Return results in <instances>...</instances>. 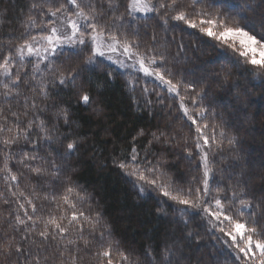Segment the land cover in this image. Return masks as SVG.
Here are the masks:
<instances>
[{
	"label": "trees",
	"instance_id": "16d2710c",
	"mask_svg": "<svg viewBox=\"0 0 264 264\" xmlns=\"http://www.w3.org/2000/svg\"><path fill=\"white\" fill-rule=\"evenodd\" d=\"M33 2L43 4L44 12L49 6L57 5V0H0V54L14 50L15 45L22 42V33L39 35L47 31L41 22L53 18L41 15L39 9L33 10ZM92 2L98 10L103 9L102 22L115 25L113 31L119 30L134 40L141 52L154 50L164 54V67L170 69L176 79L194 83L198 89L204 88L206 98L201 103L208 109L206 122L215 124L217 133L225 132L222 143L218 137L219 147L213 145L208 153L212 194L219 190L222 196L231 199L232 190H236L251 201L253 216L264 218V206H256L264 201V74L246 71L243 66L235 67L229 62L230 51L214 47L215 42L202 37L196 29L175 21L164 25L155 14L129 16L128 0H116L119 8L111 10L107 0ZM247 2L240 0L242 5ZM252 7L260 12L261 0H254ZM30 14L35 17L37 27L29 24ZM247 15L259 23L253 13ZM119 16L124 19H110ZM59 51L62 54L53 58L57 61L53 67L77 69L79 75L74 84L60 85L58 73L45 71L37 75L36 81L21 83L20 96L13 97L11 104H4L0 95V107L21 113L19 123L35 120L38 124L43 120L52 136L50 141L39 139V129L34 125L30 140L36 142L35 147L23 139L12 146L9 167L18 180L15 183L6 180L5 174L0 172V238L15 237L10 242L20 243L22 236L29 235L26 247L39 254L41 264H59L56 242H42L36 232L43 229V219L60 215L58 197L70 184L84 196L77 207L94 218L99 214L100 220L95 232L85 226L87 247L83 240L69 246L79 248L78 264H98L96 253L101 250V243L128 255L131 264H159L165 258L166 249L171 253L168 259L172 264H232L234 257L228 250H221L223 246L213 237L199 209L189 208L182 213L183 206L148 185L141 193L137 187L140 182L125 175L114 164L119 160L130 161L131 149L135 147L142 166L148 162L156 165L164 180L174 188L202 187L198 183L203 177V166L195 148V126L180 111L179 98L168 94L158 81L138 70H122L102 58H97V64L86 65L83 57L72 55L76 49ZM23 72L30 73L31 65ZM41 83L47 84V99L38 95ZM84 93L90 97L87 104L80 99ZM33 97L38 107L29 110L27 116L22 115L25 98L31 104ZM185 103L191 107L190 100ZM61 111H67V123L57 116ZM6 115L11 125L15 117L7 112ZM233 138L235 143L229 144L228 140ZM72 140L77 142V150L68 158L60 159L67 142ZM22 151L38 155L40 159L26 163L48 172L37 176L18 163ZM52 161L56 162L58 175L49 174ZM2 167L3 155H0ZM20 191L33 199L37 206L35 217L41 220L30 234V221L27 227L16 225L15 221L18 211L26 219L16 202L19 199L24 203L23 197L18 195ZM13 192L17 195L13 196ZM53 194L57 196L56 202L51 199ZM45 195L49 198L44 199ZM5 199L9 203L5 204ZM27 210L31 214V209ZM10 225L21 230L17 232ZM102 231L103 242L100 241ZM77 235L70 233L72 239ZM112 255L116 264L120 257L116 251ZM45 256H48L47 261ZM64 259H69L67 253ZM0 264H18L17 255L13 253L7 259L0 256Z\"/></svg>",
	"mask_w": 264,
	"mask_h": 264
},
{
	"label": "snow or ice",
	"instance_id": "6c2138e0",
	"mask_svg": "<svg viewBox=\"0 0 264 264\" xmlns=\"http://www.w3.org/2000/svg\"><path fill=\"white\" fill-rule=\"evenodd\" d=\"M253 2L254 0H248L242 5L240 0H223V2L222 0H128L126 12L133 18L136 13L145 16L155 14L160 17L164 25L175 21L177 24L186 25L189 29H196L202 37L215 42L214 47H219L224 52L230 51L232 59L229 62L235 67L243 66L246 71L264 74V0H261L262 10L260 12L254 11ZM107 3L109 10L119 8L116 0H107ZM69 5L71 8L68 7ZM31 8L39 9L41 15L50 16L53 19L46 23L41 22L47 31H42L39 35L22 33V42L16 44L14 50L0 54V90H2L0 95L3 97V103L11 104L13 97L20 96L21 83L36 81L37 75H42L45 71L58 73L60 85L68 82L74 84L79 75L77 69L60 70L53 67L57 62L53 58L61 55L62 52L59 50L65 47L76 49L72 55L83 57V63L86 65L97 64V58H105L120 68L132 67L143 73L145 77L158 81L168 94L179 98L180 111L195 126V148L203 166V177L198 183L202 187L195 189L189 187L187 190L174 188L172 184L164 180L163 173L159 172L156 165L148 162L142 166L135 147L131 149L130 161H114L115 166L125 175L140 182L137 187L141 193L145 192V185H148L158 190L164 197L183 206L180 209L182 213H186L189 208L199 209L213 237L223 246L221 250H228L230 256L234 257L232 264H264V218L254 217L251 211L253 207L251 201L236 190H232L231 199L222 196L219 190L215 195L212 194L209 184L212 169L208 153L213 145L219 147L218 137L219 142L222 143L225 132L220 130L217 133V126L206 122L208 109L201 103L206 98L204 88L198 89L194 83L176 79L172 71L164 67V54H158L154 50L141 52L138 43L122 35L119 30L113 31L112 28L115 25L109 26L102 22L103 9L98 10L92 0H87V2L85 0H63V2L57 0V5L49 6L46 12L43 11L44 5L41 3L33 2ZM247 13H253L255 17H258L259 23L257 24L256 20L251 19ZM110 19L123 20L124 17H110ZM29 24L32 27L38 26L35 17L31 14ZM114 56H123L125 59H117ZM125 60L131 61V64H126ZM27 65H31L30 73L23 72ZM144 91L147 92L148 89L145 88ZM38 95L47 99V84H40ZM80 99L87 104L90 97L84 93ZM186 100H190L191 107L185 103ZM37 107L35 97L32 98L31 104L25 98V110L22 115L27 116L29 110ZM40 111L43 109L41 108ZM6 112L15 117L11 125L8 123ZM20 116L21 113L14 112L11 108L0 107V155H3V167L0 168V172L5 174L6 180L10 179L13 183L17 182L18 177L9 167L13 156L12 146L18 145L23 139L32 142L35 147L36 142L30 140L34 125L39 129V139L46 141L52 139L50 130L43 120H40L38 124L35 120H28L27 123L21 124L19 123ZM57 116L66 123L69 120L67 111H61L57 113ZM197 117L200 118L199 121ZM155 138L159 139V137ZM228 143L234 144L235 139H229ZM76 150L75 140L67 142L66 151L59 158L66 159ZM188 154L192 156L191 150ZM38 159H40L38 155H30L22 151V158L17 162L29 168L37 176H41L48 170L33 163H26ZM51 169L49 174L58 175L59 169L55 161L51 162ZM12 195L16 196L17 193L13 192ZM18 195L24 199V203H21L19 199L16 202L26 219L22 218L18 211L15 215L16 225L27 227L30 221L31 228L28 230L30 234L35 230L36 224L41 222L35 217L37 206L33 199L25 195L23 191H20ZM48 198V195L44 196V199ZM51 199L56 202L57 196L53 194ZM58 199L57 210L60 215H50L43 219V229L37 231L36 235L42 239V242H56L55 251L59 253V264H78L79 248L72 249L69 246L77 245L80 240L84 241L85 247L88 246L89 240L84 236L85 226L89 227L90 232H95L100 223L99 214L94 218L86 215L82 209L77 207L83 202L84 196L70 184L64 188ZM3 202L9 203L6 199ZM26 205L31 209V214ZM256 206H264V201ZM245 216L247 219L244 218ZM10 227L17 232L21 230L12 225ZM217 232L221 235H216ZM70 233H77L76 239H72ZM104 238L102 231L100 241L103 242ZM28 239L29 235H24L20 243H11L10 241L15 240V237L0 238V256L7 259L15 253L18 264L20 261L22 264H41L39 254H34L26 247ZM32 243L37 244L35 240H32ZM39 246L37 244V247ZM113 251H116L120 257L116 264H131L128 255L114 250L111 245L105 246L103 243H101V250L96 253L98 264H114ZM66 253L69 256L67 260L64 259ZM145 255L148 256L150 253H145ZM169 255L171 253L166 249L165 258L160 260L159 264H172V261L168 259ZM44 260L47 261L48 256H45Z\"/></svg>",
	"mask_w": 264,
	"mask_h": 264
},
{
	"label": "rangeland",
	"instance_id": "374dc122",
	"mask_svg": "<svg viewBox=\"0 0 264 264\" xmlns=\"http://www.w3.org/2000/svg\"><path fill=\"white\" fill-rule=\"evenodd\" d=\"M135 15H141V16H145V15H143V14H140V13H136ZM150 15V14H149ZM61 19H63V16H61ZM66 48H69V47H65V48H63V49H66ZM114 58H117V59H125L123 56H114ZM102 59H105V58H102ZM105 60H107L108 62H110V63H112L110 60H108V59H105ZM125 63L126 64H131V61H127V60H125ZM114 65H116V64H114ZM118 68H120L118 65H116ZM120 69H122V70H136V69H133L132 67H125V68H120ZM151 78V77H150Z\"/></svg>",
	"mask_w": 264,
	"mask_h": 264
}]
</instances>
